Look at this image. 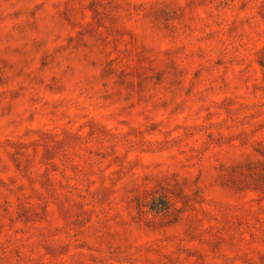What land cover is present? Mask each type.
Wrapping results in <instances>:
<instances>
[{
	"label": "rangeland",
	"instance_id": "374dc122",
	"mask_svg": "<svg viewBox=\"0 0 264 264\" xmlns=\"http://www.w3.org/2000/svg\"><path fill=\"white\" fill-rule=\"evenodd\" d=\"M0 264H264V0H0Z\"/></svg>",
	"mask_w": 264,
	"mask_h": 264
}]
</instances>
